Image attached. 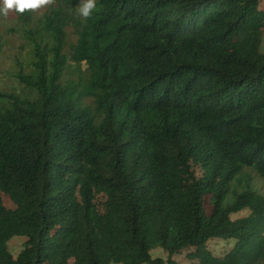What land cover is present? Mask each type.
<instances>
[{
    "label": "trees",
    "instance_id": "trees-1",
    "mask_svg": "<svg viewBox=\"0 0 264 264\" xmlns=\"http://www.w3.org/2000/svg\"><path fill=\"white\" fill-rule=\"evenodd\" d=\"M73 1L18 14L35 97L0 92V264H264L263 0Z\"/></svg>",
    "mask_w": 264,
    "mask_h": 264
},
{
    "label": "rangeland",
    "instance_id": "rangeland-1",
    "mask_svg": "<svg viewBox=\"0 0 264 264\" xmlns=\"http://www.w3.org/2000/svg\"><path fill=\"white\" fill-rule=\"evenodd\" d=\"M80 0H74L71 7L66 8L67 14L72 18H79L78 4ZM261 7L264 9V0ZM49 6L42 7L36 11H31L33 14L31 21L37 22L41 20L43 15L47 12ZM18 14L12 12L8 17L0 16V33L3 40V47L0 51V92L11 94L14 96H23L34 98L35 93L29 89L24 83L18 79V74L25 76L34 73V42L29 36L23 34L22 24L18 20ZM67 38V46L75 44L76 34L74 30L69 27L65 30ZM35 41L41 48L43 55H49L53 47V41L48 34L36 35ZM262 51L264 52V39L262 42ZM200 174L198 173V176ZM253 179L254 188L262 195H264V180L259 178L250 171ZM104 196H97L96 203L100 209H103ZM7 208H14L13 203L7 198L3 200ZM248 211H242L236 215H232V219L245 217ZM26 239L23 237H14L8 242L9 252L13 257H16L24 247ZM234 241L211 240L207 243L208 250L218 258L223 257L233 247ZM190 250L184 251L181 255L175 257L178 264H191L193 261L188 258ZM152 258L166 259L167 254L160 248H156L150 252Z\"/></svg>",
    "mask_w": 264,
    "mask_h": 264
},
{
    "label": "clouds",
    "instance_id": "clouds-1",
    "mask_svg": "<svg viewBox=\"0 0 264 264\" xmlns=\"http://www.w3.org/2000/svg\"><path fill=\"white\" fill-rule=\"evenodd\" d=\"M54 2L55 0H0V16L8 17L12 12L23 15L26 11H36ZM78 9L79 15L87 20L97 9V0H80Z\"/></svg>",
    "mask_w": 264,
    "mask_h": 264
}]
</instances>
